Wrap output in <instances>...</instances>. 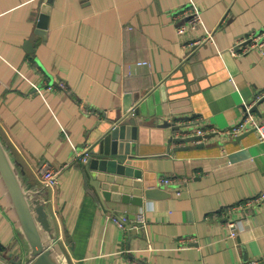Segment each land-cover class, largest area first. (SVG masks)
Returning a JSON list of instances; mask_svg holds the SVG:
<instances>
[{
	"label": "crops",
	"instance_id": "crops-1",
	"mask_svg": "<svg viewBox=\"0 0 264 264\" xmlns=\"http://www.w3.org/2000/svg\"><path fill=\"white\" fill-rule=\"evenodd\" d=\"M47 1L0 0V141L24 190L46 202L58 264H264V201L232 210L264 191L258 133L210 134L167 152L173 132L158 125L198 118L225 129L264 92V53H242L251 35L264 38V0H52L43 39L34 34ZM188 7L201 22L179 35ZM253 107L264 123V101ZM139 108L153 125L139 129L143 159L132 163L142 178L129 181L170 196L103 204L77 156ZM42 168L57 176L54 188L42 187ZM111 216L145 225L126 234ZM0 244L30 264L1 175Z\"/></svg>",
	"mask_w": 264,
	"mask_h": 264
},
{
	"label": "water",
	"instance_id": "water-1",
	"mask_svg": "<svg viewBox=\"0 0 264 264\" xmlns=\"http://www.w3.org/2000/svg\"><path fill=\"white\" fill-rule=\"evenodd\" d=\"M52 0L41 5V12L38 18L35 34L46 38L49 24V14ZM33 38L27 41L26 48L32 52ZM264 101V98L260 101ZM257 111L253 107L251 111ZM153 122L146 120V115L139 109L127 111L120 116L117 123L106 134L93 144L89 149V156L85 164V169L90 177V183L95 189L99 199L103 204L106 200H115L124 204L143 206L145 200L165 199L170 193L161 187H148L144 190L140 185L134 183L142 178V173L133 166V161L143 159L139 152L138 140L140 127L149 128ZM166 128H171L173 134L169 138L170 145L196 142L195 147L203 146L201 136L182 137L176 136V132H182L180 125L164 121L158 124ZM0 175L7 186L8 195L14 211L18 217L22 230L31 247L30 264H58L60 250L55 243L56 239L52 232L49 212L46 202L37 194L26 192L22 187L16 170L0 141ZM135 178L136 181H129ZM41 183V182H40ZM42 184V183H41ZM43 188H48L43 185ZM142 189V190H139ZM50 236L45 239V234ZM0 244V255L2 253ZM58 257V258H57ZM13 264H22L21 260H12Z\"/></svg>",
	"mask_w": 264,
	"mask_h": 264
},
{
	"label": "built area",
	"instance_id": "built-area-1",
	"mask_svg": "<svg viewBox=\"0 0 264 264\" xmlns=\"http://www.w3.org/2000/svg\"><path fill=\"white\" fill-rule=\"evenodd\" d=\"M181 15H183L184 19H186L187 21L183 25L178 26L177 32L179 35H184L188 30L195 29L201 22L198 12L192 7L183 9ZM211 38H212V33L209 32L207 37L189 43L187 47L192 48L194 45L198 46L205 40ZM246 43L244 44L245 46L242 50L243 54L250 52L252 50H258L260 53H264L263 33H255L251 35L250 39ZM240 47L241 46H239L238 48L240 49ZM231 52L232 54H238L235 48H232ZM263 98H264V92L257 94V96L254 99V102L246 106L245 113L243 114V116L235 124H233L228 128L220 129L212 126H206L205 124H203V122L200 119L191 118L190 120H185L184 124L183 122H180V124H178L181 126L183 131L176 132L175 135L182 137L201 136L202 139L197 141V142H201L203 141L204 138H207L208 135L210 134L217 136L219 138H228V137H238L246 132L254 130L258 133L259 140L264 141V123H260L254 117L251 111L253 106L257 104L259 101H261ZM88 156H89V148H86L77 156V160L81 163L86 162ZM39 180L43 185H47L49 188H54L57 182L56 181L57 176L50 169L42 168L39 171ZM171 182L172 181L168 178H164L160 181L161 185H169L171 184ZM263 201H264V191L258 194V196H256L254 199L234 206L232 210H242L245 206ZM111 219L113 222L117 223L126 234L129 233L134 228L140 229L145 225V220L143 219V217H139V221L135 226H130L129 224L125 223L124 221H122L121 219L115 216H111ZM228 227L230 229L229 237L231 238L235 237L238 231V222H236L235 220H230L228 222ZM19 253L20 252L17 251L16 246L9 247L7 251L8 257L7 256L4 257L3 255H0V264H13L11 258L18 256ZM258 263L259 262L257 260L252 262V264H258ZM239 264H244V263L240 262Z\"/></svg>",
	"mask_w": 264,
	"mask_h": 264
}]
</instances>
